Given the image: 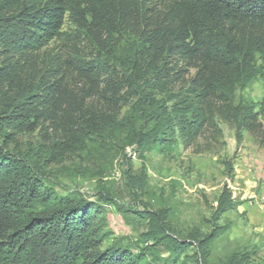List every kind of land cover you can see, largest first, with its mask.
<instances>
[{"label":"trees","instance_id":"1","mask_svg":"<svg viewBox=\"0 0 264 264\" xmlns=\"http://www.w3.org/2000/svg\"><path fill=\"white\" fill-rule=\"evenodd\" d=\"M67 15L75 35L50 47ZM257 79L264 0H0V264H251L245 252L213 257L223 227L180 237L167 210L113 203L147 226L134 252L120 247L105 230L113 201L55 190L48 170L69 153L100 165L131 147L141 175L126 177L138 196L148 154L176 137L218 135L219 120L235 125L237 141L241 129L264 137V95L235 103ZM33 133L23 149L20 137ZM92 174L103 176L80 173ZM230 206L220 196L213 220Z\"/></svg>","mask_w":264,"mask_h":264},{"label":"rangeland","instance_id":"2","mask_svg":"<svg viewBox=\"0 0 264 264\" xmlns=\"http://www.w3.org/2000/svg\"><path fill=\"white\" fill-rule=\"evenodd\" d=\"M75 31L67 15L62 38L53 41L50 47L71 41ZM87 44H79L80 54L90 55ZM263 95L264 82L257 79L236 91L235 103H256ZM261 121L264 123V119ZM218 126L220 134L202 137L194 144L185 145L176 137V142L169 147H155L144 163L147 186L138 196L132 194L126 177L128 172L141 175L142 161L131 147L111 162L103 161L100 165L86 152L66 154L49 168L48 176L55 190H65L72 196L80 194L88 201H96L99 195L106 194L113 202L103 212L105 230L120 247L134 252L139 235L147 226L146 220L138 221L131 214V220L125 221L116 205L140 211L164 209L180 237H187L194 229L206 234L214 225L223 227L213 243V257L245 252L250 254L251 264H264V137L241 129V139L237 141L233 123L219 120ZM37 139L35 133L21 136L23 149ZM83 168L92 173L102 171L103 176L80 175ZM222 195L230 197L231 206L219 219L213 220ZM172 264H192V260L180 258Z\"/></svg>","mask_w":264,"mask_h":264}]
</instances>
